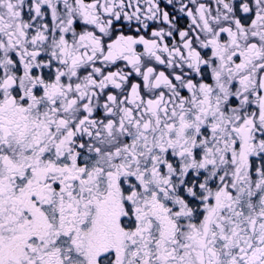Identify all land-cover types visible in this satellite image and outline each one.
<instances>
[{"label":"snow or ice","instance_id":"snow-or-ice-1","mask_svg":"<svg viewBox=\"0 0 264 264\" xmlns=\"http://www.w3.org/2000/svg\"><path fill=\"white\" fill-rule=\"evenodd\" d=\"M0 264H264V0H0Z\"/></svg>","mask_w":264,"mask_h":264}]
</instances>
